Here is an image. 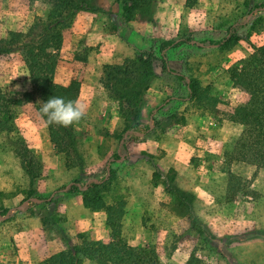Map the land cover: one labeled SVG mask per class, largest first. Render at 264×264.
<instances>
[{
  "label": "rangeland",
  "instance_id": "obj_1",
  "mask_svg": "<svg viewBox=\"0 0 264 264\" xmlns=\"http://www.w3.org/2000/svg\"><path fill=\"white\" fill-rule=\"evenodd\" d=\"M84 1L82 9L91 6ZM128 2L131 10L125 14L122 2L114 0L116 20L103 24L117 52L123 51L119 43L127 41L132 50L126 58L151 60V69L136 63V83L130 89L116 84L140 111L138 125L128 130L143 133L155 108L172 98L183 101L159 110L144 138L125 139L118 167L107 180L106 201L126 203L124 238L132 246L156 251L159 264H264V168L234 154L244 130L234 121L235 112L250 95L230 78L233 65L249 57L255 46H264V11L241 20L264 8V0H198L193 7L186 0ZM50 10L41 0H0V39H9L12 31L29 32L36 22L47 20ZM70 27L63 32L67 43L72 41ZM68 51L67 44L59 51L55 81H79L78 101L86 105V115L75 123L82 160L70 162L51 141L47 123L28 96L32 86L22 48L0 55V90L15 101L13 131L0 132V217L71 182L99 180L128 131L119 101L103 85L105 66L124 61L94 67L87 48H81L77 57L87 60L80 64L83 71L69 64ZM76 71L82 75L73 77ZM182 118L185 123H178ZM22 142L28 147L27 161L35 159L32 169L39 176L34 181L19 156L26 152ZM86 188H70L41 204L27 203L1 222L0 264H46L45 242L49 253L62 249L65 231L76 242L79 236L110 242L104 211L82 204L79 190ZM42 218L48 233H43Z\"/></svg>",
  "mask_w": 264,
  "mask_h": 264
},
{
  "label": "trees",
  "instance_id": "obj_2",
  "mask_svg": "<svg viewBox=\"0 0 264 264\" xmlns=\"http://www.w3.org/2000/svg\"><path fill=\"white\" fill-rule=\"evenodd\" d=\"M41 1L51 6L47 20L36 22L29 32L12 31L9 39H0V55L9 54L20 47L22 48L32 86L28 96L47 123L51 141L58 150L67 156L68 162L72 158L82 160L77 148L75 123L68 127L49 124L41 108L48 99L53 97L63 98L66 102L78 100L81 90L80 82L73 80L69 85H62L55 81V75L59 63V51L64 43V29L72 25L76 13L82 9V3L85 1ZM128 1L120 0L125 14L131 10ZM197 2L198 0H186L188 7H193ZM230 42H232V38L227 41V43ZM143 57L126 58L120 65H109L104 68L103 85L110 97L119 101L126 130L138 125L140 111L133 98L116 88V84H120L124 89H130L133 83H136L135 75L138 73L134 69L136 63H147L148 68L151 69V60H144ZM164 68L168 70L166 62ZM150 77H152L151 72ZM230 78L235 86L242 88L250 95V99L239 105L235 112L234 121L240 122L244 126V130L235 145L234 154L242 161L258 168H264V46H255L254 52L249 57L233 65L230 68ZM193 82L196 86V80ZM14 106L15 101L0 90V132L13 131L10 122L15 115ZM182 119V121L178 120V123L184 124L185 119ZM23 142L26 152L25 155L22 152L19 156L26 173L34 181L39 176L32 169L35 159L31 158L29 162L27 161V158L30 157L28 156L29 151ZM154 167L156 168L155 165ZM155 173L157 174V172ZM109 186L110 182L107 181L79 191L82 194L85 207L92 211H104L106 225L111 230V241H92L79 236L80 242H76L65 231L66 234L62 237L65 248L49 256L46 264H84L86 260L97 264H159L156 251L132 246L124 238L121 222L126 213V203L122 200L108 203L105 194L109 191ZM42 221V227L48 233V225L44 218ZM188 264H192V262L189 261Z\"/></svg>",
  "mask_w": 264,
  "mask_h": 264
},
{
  "label": "crops",
  "instance_id": "obj_3",
  "mask_svg": "<svg viewBox=\"0 0 264 264\" xmlns=\"http://www.w3.org/2000/svg\"><path fill=\"white\" fill-rule=\"evenodd\" d=\"M87 2L91 6L81 9L76 13L72 26L69 29V35L72 37V41L67 43V40H65L63 43V45L67 44L68 48H70V51H68V55H70L68 58L69 64L73 65V67H78L79 65L85 71L86 68L80 64L87 63V60L94 67L102 66L105 63H122L121 61L125 60L132 49H130L127 41H122L118 47L121 50L123 49V51L117 52L115 39H113L112 34L103 29L104 21L111 24L116 20L113 14L114 8L112 3L114 0H87ZM119 12L121 13V10ZM118 15L122 16L121 14H115L116 17H120ZM81 48H87L89 52L87 60L78 59L77 51L81 50ZM72 71L74 70L72 69ZM77 74L82 75V71L73 72L72 75L76 77ZM42 230L43 233H47L43 228ZM47 238L49 239V237ZM61 242L63 243L62 240ZM45 243V252L48 254V257L65 248L63 244L64 247L62 249L53 253L50 252V254L49 241ZM86 263L85 261L84 264Z\"/></svg>",
  "mask_w": 264,
  "mask_h": 264
},
{
  "label": "water",
  "instance_id": "obj_4",
  "mask_svg": "<svg viewBox=\"0 0 264 264\" xmlns=\"http://www.w3.org/2000/svg\"><path fill=\"white\" fill-rule=\"evenodd\" d=\"M262 11H264V8H262V9H256L254 11H251L246 16H244L241 20L248 19L253 14L260 13ZM187 41H188L187 39L173 41V42L170 43V45L168 46L167 49H169V47H171L172 45H174L177 42H187ZM193 41L196 42V39H193ZM176 74L177 75H181L179 73H176ZM191 92H192V85L190 84L189 85V95L188 96H190ZM188 98L189 97H187V99ZM182 101H183V99H175V98H172V99L167 100L166 102H164L163 104H161L157 108H155L152 111V113H151V118H150L149 124L147 126V129L143 133L138 134V133H135V132L130 131V130L124 132L122 134V136H121V141H120L119 149H118V151L116 153L114 162L109 166V168L106 170L105 174L99 180L82 179V180H79V181H74V182H71V183H69V184H67L65 186H62L61 188H59L58 190H56L55 192H53V194L49 195L48 197H46L44 199H29V200L23 201L9 215H5V216L0 217V223L3 222V221H5V220H7L11 216H14V215L19 214L22 211L23 207L27 203H29V204H41L43 202L51 201L55 196H57L58 194L62 193L63 191H66V190H68L70 188H75V187H79V186H88L89 187V186H92V185H95V184H103V183H105L109 179V177L111 176L112 172L115 171L117 169V167H118V163H119V160H120L121 151L123 149L125 139L126 138H130V139L140 140V139L144 138L147 135L148 131L152 128V126L154 124L155 115L158 113L159 110H161L162 108H164L169 102H182Z\"/></svg>",
  "mask_w": 264,
  "mask_h": 264
},
{
  "label": "clouds",
  "instance_id": "obj_5",
  "mask_svg": "<svg viewBox=\"0 0 264 264\" xmlns=\"http://www.w3.org/2000/svg\"><path fill=\"white\" fill-rule=\"evenodd\" d=\"M49 124L68 127L86 115V105L80 101H65L60 97L48 99L41 108Z\"/></svg>",
  "mask_w": 264,
  "mask_h": 264
}]
</instances>
